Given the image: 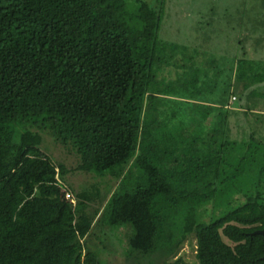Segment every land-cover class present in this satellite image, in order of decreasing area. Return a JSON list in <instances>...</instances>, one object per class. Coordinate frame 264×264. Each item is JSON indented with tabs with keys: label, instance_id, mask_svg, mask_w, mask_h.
<instances>
[{
	"label": "trees",
	"instance_id": "obj_1",
	"mask_svg": "<svg viewBox=\"0 0 264 264\" xmlns=\"http://www.w3.org/2000/svg\"><path fill=\"white\" fill-rule=\"evenodd\" d=\"M136 2L131 17L127 0H0V264H108L88 240L103 219L131 225L130 246L140 253L155 251L166 235L172 213L162 207L174 205L175 186L158 162L170 148L149 142L137 154L140 137L157 132L158 112L167 108L149 91L160 12ZM263 67L240 70L242 91L249 81L253 89L264 83ZM220 111L218 128L206 132L216 155L204 165L218 184L203 200L212 204L234 187L238 206L210 222L188 215L159 264H178L162 259L190 234L198 264H264V138L244 142L249 157L241 153V140L230 137L231 112ZM44 133L76 154V170L113 171L136 156L146 183L97 198L89 210L92 196L70 199L65 166L43 150Z\"/></svg>",
	"mask_w": 264,
	"mask_h": 264
},
{
	"label": "rangeland",
	"instance_id": "obj_2",
	"mask_svg": "<svg viewBox=\"0 0 264 264\" xmlns=\"http://www.w3.org/2000/svg\"><path fill=\"white\" fill-rule=\"evenodd\" d=\"M143 1L152 5L154 3L160 12V25L152 62L153 76L149 84L150 93L157 92L162 97L180 90L179 94L183 95L192 92L206 95L212 90L219 93L225 86L226 96H239L236 106L243 105L245 112L259 104L264 108V83L253 89L255 83L251 84L249 81L251 90L242 91L246 80H240V70H249V68L242 65L240 60L234 61L232 54V51L238 53L239 59L245 56L252 59L258 55L264 56V50L259 53H249L252 47L248 40V32L244 33V22H241L242 27H236L239 23L236 18L242 14L251 15L254 19H264V0ZM127 5L129 16L135 17L138 10L136 0H127ZM252 32L255 36L262 35L264 39V21H258ZM240 41L243 43L240 44ZM221 54L224 56L222 57ZM217 66L219 69L216 68ZM147 98L149 100V95ZM178 103L180 106L177 103L172 106L176 110L174 113L167 108L164 111L159 110L157 132H145L140 137L137 153L142 152L141 150L149 142L156 146L160 144L162 149L170 148L161 155L158 162L168 181L175 186L174 205L162 207V210L168 209L166 212L172 213L166 226V235L162 237L161 242L159 241L155 251L140 253L130 246V238L134 234L131 225L110 226L103 219L93 227L88 240L108 264H159L161 258H165L172 249L173 244L181 239L188 215L192 213L194 220L204 219L210 222L217 215L238 206V202H234V199L239 193L234 187L226 192L224 189L223 195L216 197L212 204L208 205L207 201L203 200L204 197L215 193L218 184V176L214 175L212 169L215 164L211 167L213 173L204 172L205 159L214 158L216 155V143H213V139L206 138L207 134L200 117L201 108L194 107L189 111L183 108L182 104H186L185 102ZM246 117L248 118L247 115ZM146 119L147 116L144 115L143 121L145 122ZM240 126L241 153L244 152L249 157L250 149L246 148L244 143L248 140V123ZM21 128L24 126H18L17 131L19 132ZM154 136L157 137L156 140L153 139ZM232 136L233 134L230 133V137ZM234 136L237 137V133ZM260 137L261 134L257 133L256 140ZM42 141L43 150L65 166L66 174L61 179V183L71 190V192L68 190L71 193L70 199L76 200V193L94 198L88 205L89 210L95 208L97 198H110L114 193L131 192L137 185L146 183L147 174L138 164L136 156L127 163L115 167L113 171L85 172L75 169L76 154L58 143L51 134L44 133ZM228 152L226 149L227 155ZM233 167L229 165L226 169ZM246 167L253 169L255 166ZM254 171L248 176L254 178ZM220 178L222 180V174ZM213 180L214 185L210 183ZM104 208L103 206L100 216ZM196 246V237L190 234L174 254L162 260L180 261L178 264H198Z\"/></svg>",
	"mask_w": 264,
	"mask_h": 264
},
{
	"label": "crops",
	"instance_id": "obj_3",
	"mask_svg": "<svg viewBox=\"0 0 264 264\" xmlns=\"http://www.w3.org/2000/svg\"><path fill=\"white\" fill-rule=\"evenodd\" d=\"M264 21V19L260 18H253L251 15L242 14V16L236 18V21L239 23L236 25L237 28L242 27L241 22L243 21V27L245 29V34L248 32V37L250 41V48L249 53H259L261 50H264V39H260V36H255L253 34V28H255L257 21ZM247 21V23H246ZM241 31V30H240ZM256 34H258L257 31H255ZM243 42L240 41V44ZM225 47V46H224ZM226 49V47H225ZM232 54L234 56L235 60H240L237 56L238 53L235 51H232ZM222 57L224 54H221ZM246 60H248V68H256L258 63L264 62V56H257L255 59L244 57ZM195 58H193L194 60ZM250 61V62H249ZM218 68V66L216 67ZM219 69V68H218ZM251 74V73H250ZM219 75V73H218ZM240 75V74H239ZM225 84V82H224ZM226 85V84H225ZM224 88L219 92L215 93L213 90L210 91L206 95H202L199 92H192V93H185L179 94L180 90H175L174 92H170V94L167 96H162L163 100L167 103V109H169L171 112H176L175 109L172 108L174 104H178L180 106L179 101H183L186 104H182L183 108L186 110H193L195 106H198L201 108L200 117L202 121L204 122V125L206 127V132L209 134L210 132H213L218 127L216 126L215 122L218 121L219 116L221 115L220 110H224L225 108L228 109L230 114V120L229 125L232 129L233 139H236L240 141V134H241V126L240 124H247L248 123V140H252L251 142H256L260 138H264V108L262 107V104H259L258 106H255L253 109L248 110L245 112L244 108L242 106H236V103L239 99V96L237 97H229L225 94V86ZM227 88V87H226ZM151 96H157L160 97L157 93H150ZM232 96V95H231ZM244 111V112H243ZM248 116V118L246 117ZM246 118V119H245ZM215 125V126H214ZM217 127V128H216ZM237 133V137L234 136V134ZM261 134V137L256 140V134ZM255 138V139H254Z\"/></svg>",
	"mask_w": 264,
	"mask_h": 264
},
{
	"label": "built area",
	"instance_id": "obj_4",
	"mask_svg": "<svg viewBox=\"0 0 264 264\" xmlns=\"http://www.w3.org/2000/svg\"><path fill=\"white\" fill-rule=\"evenodd\" d=\"M70 196V194H67V197H69Z\"/></svg>",
	"mask_w": 264,
	"mask_h": 264
},
{
	"label": "clouds",
	"instance_id": "obj_5",
	"mask_svg": "<svg viewBox=\"0 0 264 264\" xmlns=\"http://www.w3.org/2000/svg\"><path fill=\"white\" fill-rule=\"evenodd\" d=\"M66 196H67V194H66Z\"/></svg>",
	"mask_w": 264,
	"mask_h": 264
}]
</instances>
